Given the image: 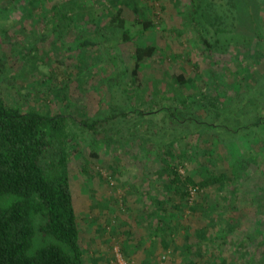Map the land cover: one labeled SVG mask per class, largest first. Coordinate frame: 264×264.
Returning a JSON list of instances; mask_svg holds the SVG:
<instances>
[{
    "label": "rangeland",
    "instance_id": "rangeland-1",
    "mask_svg": "<svg viewBox=\"0 0 264 264\" xmlns=\"http://www.w3.org/2000/svg\"><path fill=\"white\" fill-rule=\"evenodd\" d=\"M209 1V16H221L204 19L212 42L221 29L213 48L197 39L189 0H0L2 98L22 109L68 114L69 185L86 264H93L98 233L101 245L110 244L106 264H115L114 247L137 264H264V160L247 157L243 145L244 133L264 140V56L256 55V38L248 41L226 0ZM118 7L130 34L140 30L134 20L143 16L154 28L131 41L111 27L99 35L97 24L106 26ZM259 17L264 29V2ZM84 36L98 43L79 45ZM133 44L157 47L137 77ZM66 71L70 79L61 76ZM195 102L208 107L197 109ZM168 106L232 129L249 127L239 135L204 130L190 119L177 126L167 118ZM108 116L93 133L76 123ZM258 116L263 122L253 125ZM157 149L196 181L215 173L232 178L236 158L243 173L223 187L189 186L178 200Z\"/></svg>",
    "mask_w": 264,
    "mask_h": 264
},
{
    "label": "trees",
    "instance_id": "trees-1",
    "mask_svg": "<svg viewBox=\"0 0 264 264\" xmlns=\"http://www.w3.org/2000/svg\"><path fill=\"white\" fill-rule=\"evenodd\" d=\"M263 2V0H226L234 10V19L238 21V25L250 33L247 36L248 41L256 38L257 47L254 51L259 57L264 56V51L259 50L261 45L264 47V29L259 17L260 5ZM189 4L188 20L197 39L203 47L213 48V43L216 45L219 42L215 35L220 33L221 29H215L212 42L210 40L212 36L204 25V19L208 16L217 20L221 16H217V13L209 16L208 10L214 8L213 2L209 0H189ZM132 9L139 11L138 2L134 1ZM134 21L140 23L141 27L135 34H130L122 8L118 7L109 14L106 26L97 24L96 32L104 36L102 30L113 28L118 31L121 41H131L137 33L154 28L152 21L146 16ZM261 39L263 43L259 42ZM94 43H98L96 38L84 36L78 44ZM132 47L134 63L131 75L137 77L141 62L152 56L157 51V47L153 44H133ZM107 58L115 65V58L111 55ZM61 76L71 78L68 71L63 72ZM176 79H179L180 83L184 81L181 74H177ZM195 103V108L200 110L208 107L204 103L201 105ZM213 108L217 109L216 105ZM167 109L169 122L177 126H182L186 119H190L196 127L204 130L222 128L232 134H239V129L249 127L245 124L232 129L229 124L202 120L197 115L193 117L191 113L188 114L186 110H178L177 107L168 106ZM127 111H133L138 116L144 114L135 108ZM120 113L124 115L126 110ZM67 117L68 114L61 112L49 113L36 108L22 109L18 104L6 103L0 94V264H84L69 185L68 164L71 152L66 147ZM109 118L111 117H105L103 120H79L76 123L93 133ZM261 122L263 120L258 116L252 124L257 125ZM239 135H243V132ZM244 135L248 136L243 143L245 155L253 156L261 165L264 160L263 149L259 151L252 144L264 148V140L253 133H244ZM196 151L197 158L203 155L201 149L198 148ZM161 152L157 149V156L163 161L161 170L168 176L170 186L175 187L178 200L185 199L189 186L203 188L218 184L219 187H223L229 180L235 182L240 180L243 173L240 161L236 158L230 164L232 178L215 173L196 181L188 174L181 175L173 163L166 160V155L168 156L166 149L163 154ZM237 184L233 187L234 193Z\"/></svg>",
    "mask_w": 264,
    "mask_h": 264
},
{
    "label": "crops",
    "instance_id": "crops-1",
    "mask_svg": "<svg viewBox=\"0 0 264 264\" xmlns=\"http://www.w3.org/2000/svg\"><path fill=\"white\" fill-rule=\"evenodd\" d=\"M76 220H77V216H76ZM77 225H78V223H77ZM78 229H79V225H78ZM101 238H102V236H100L99 233L96 234V236L92 237V241L95 243V245L93 246V248H94L93 250L95 253L94 260L92 261L93 264H106V261L110 255V254H108V252H109L108 248H109L110 244H108L107 241H105L106 243H104V245H101L100 244ZM79 243H80V247H81L80 239H79ZM82 259H83L84 264H86V262L84 261L83 255H82Z\"/></svg>",
    "mask_w": 264,
    "mask_h": 264
},
{
    "label": "built area",
    "instance_id": "built-area-1",
    "mask_svg": "<svg viewBox=\"0 0 264 264\" xmlns=\"http://www.w3.org/2000/svg\"><path fill=\"white\" fill-rule=\"evenodd\" d=\"M115 264H137L135 261L123 258L114 247Z\"/></svg>",
    "mask_w": 264,
    "mask_h": 264
}]
</instances>
